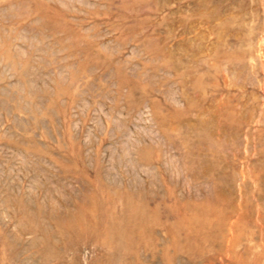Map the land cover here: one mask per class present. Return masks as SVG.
I'll list each match as a JSON object with an SVG mask.
<instances>
[{
    "label": "rangeland",
    "instance_id": "obj_1",
    "mask_svg": "<svg viewBox=\"0 0 264 264\" xmlns=\"http://www.w3.org/2000/svg\"><path fill=\"white\" fill-rule=\"evenodd\" d=\"M0 264H264V0H0Z\"/></svg>",
    "mask_w": 264,
    "mask_h": 264
}]
</instances>
